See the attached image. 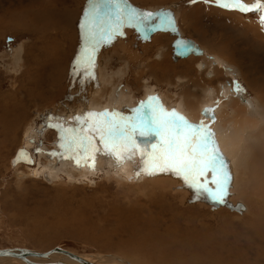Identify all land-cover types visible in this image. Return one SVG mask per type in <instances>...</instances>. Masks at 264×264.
<instances>
[{"label":"rangeland","instance_id":"1","mask_svg":"<svg viewBox=\"0 0 264 264\" xmlns=\"http://www.w3.org/2000/svg\"><path fill=\"white\" fill-rule=\"evenodd\" d=\"M162 2L164 1L127 0V5L130 8L132 6L136 10L138 8H141V10H153L155 14L156 11L159 12L165 9L164 6L166 4ZM38 3V0H20L19 2L18 0H0V34L3 35L2 37L0 35V101L4 99L8 106H10V103L18 101V98L11 100L7 96H9V93H14L16 89L20 90L22 86L21 78L24 77L25 72L28 70L29 51L31 53L32 51L35 52L34 60H36L37 53L41 49H45V60L53 62L52 51L49 50V47L57 45L55 44L57 42L52 39L57 38L58 33L56 31H49L47 34L41 33L44 30V20L41 19L43 14L41 13L40 3ZM62 3V6L59 4L58 10L61 9L63 12L79 11L82 14L86 9L83 4L78 5L75 0H63ZM29 13H31L30 16ZM36 14H41V16L36 18ZM21 16H24V19L16 27V18ZM178 18L175 20L179 32H181L182 36H185L183 38L191 39L201 47L205 45L206 55L208 56L204 59L210 64L209 67L211 68V64L214 62L212 57L215 56L221 59V56H217L213 52V50H217L218 46L216 45L219 44L220 39L218 40L217 36L213 35L212 29H210L211 33L206 31L203 25V28H201L198 24L196 32H193L192 27H187L189 23L187 20L181 21V17ZM211 19L219 20L220 22L217 25L221 23L226 26V23H223L221 18ZM128 28L131 29L130 32L132 34H135L128 40L126 38L127 42L131 43L130 45L151 39L145 40L135 29ZM161 33L169 34L171 38L177 36L176 33L172 32ZM249 35L251 37L255 36L254 32H249ZM44 40L47 42L50 40L51 43L47 44ZM243 42L244 40H241L240 44ZM257 44L256 46L253 43L245 45L243 48L244 50L246 49V52L242 53L241 58H239V55L235 56V61L238 65L240 64L239 67L242 73L236 71L237 76L226 74L224 71L226 69L222 67L224 79L223 76H220L219 79L211 80V86L209 84V87H213L210 89L213 90L214 95H216L215 93L220 83L229 91L235 90L234 88L240 85L250 99L255 97V90L261 91V86H264V39L260 38ZM168 45L163 43L159 49H169ZM110 48V45H104L103 47L106 51ZM13 53L18 55L17 61L11 60ZM195 56L198 58L202 55ZM123 57V61L126 62L128 60L127 54L124 53ZM128 61L126 65H128ZM192 61L189 68L192 75L187 79L188 81H182L184 84L181 83V85L183 86L192 84L193 81L190 82L192 77L196 79L194 76L196 71L194 66H192L196 64V61L194 60V63ZM116 64L120 65L121 62ZM142 65L140 61L136 65H128L130 77L135 73L138 74L137 72L142 67L147 68ZM118 66L115 65L114 68ZM182 67L179 66L178 70H181ZM209 73L206 74L207 78L212 75H209ZM227 73L232 72L227 71ZM71 74H73V64H71ZM158 74L157 78L160 77L163 80V75ZM200 75L198 73V76ZM130 77L128 76V78ZM226 81L230 83L229 86L225 85ZM131 83V87L134 89L133 93L136 96L135 99L141 101L140 98L144 95L140 92L137 81L133 77L131 78ZM250 84L252 89L249 88ZM122 85V88H126L124 83ZM158 86L156 88L154 85L157 97L160 98L162 93L163 95L168 94L174 97V94L177 93L175 94L177 101L181 100L178 94L184 91L182 89L184 88L183 86L181 88L172 87L167 86L166 83H160ZM254 87L256 88L255 90ZM27 90L28 93H32L28 88ZM223 91H225L224 88ZM186 92L192 95V88H188ZM199 95L201 96L202 93ZM36 110L37 108H34L27 115L30 120L34 119L32 128L27 126L24 130H16L11 135L13 142L8 145V148L5 149L3 145H0V249L26 248L44 253L55 247H62L78 256L94 258L100 264H106L110 260L106 257L109 255L132 264H264V229L262 230L263 234L258 236L257 233L259 232L255 230L253 224L256 221L261 222L264 220L262 219L264 218V194L262 192L260 193L262 195L259 204L255 200L257 197L260 198V195L253 194V192L241 197H239L238 193L230 192L229 195L231 197L228 196L227 202L222 205L213 204L204 198H202V202L200 200H192L193 195L191 193L186 197V203L182 205L179 201L180 195L177 196L175 192L167 193L175 196V200L170 199L166 195L167 197L165 196L163 201L156 196V199L154 198L155 201L152 199L154 191L158 192L155 194H160L161 192H159V189H152L154 188L153 184L147 180L144 181L141 178L139 182L135 181V183H132L130 181L124 182L118 178L113 179L112 174L114 177L116 167H113L112 157L108 155H104L105 158L101 160L102 165L98 166L99 170L98 172L96 171V175L88 176V180L81 178L80 171L83 170L75 163H72L71 159L61 160L59 158L58 160L50 156V153L55 150L60 152V149L58 147V130L55 127H50L49 124L62 122L65 127H75L76 122L70 125L67 120L68 114H73L72 108L68 109V114L64 113L60 116H57L54 110L50 112V115L48 112L46 113L47 115L42 114L40 116L36 114ZM85 110L88 112L92 108ZM130 110L131 108H127L124 114L131 115ZM93 111L97 112L95 109ZM213 112L215 113V111ZM202 118L208 121L210 127L214 126L213 120L206 117ZM203 122L205 123L204 120ZM19 149H27L32 154L34 162L31 165L30 163L18 162L16 166H12L15 153L17 150L20 151ZM60 160L72 164L70 168L72 173H74L73 177L79 180L73 181L74 183H67V185L64 184L65 179L68 178L65 173L68 172L67 169L69 167L60 162ZM110 163L112 166H110ZM129 163L130 165L132 164L131 162ZM141 166V164H137L135 168H140ZM45 167L53 170L54 181L49 182L45 180V177H40V169H46ZM239 170V168L236 169V179L249 178L247 172H244L240 177L238 174ZM231 188L230 190H232ZM166 191L171 190L167 189ZM231 198L234 200L232 201ZM109 203H114L113 211L104 216L103 214L109 211L108 207H106ZM134 209L137 210V213L134 212ZM252 211L261 220H255L256 218L254 219L253 215H251ZM260 215H262V218ZM154 217L159 220L156 225L150 221ZM94 223H97V225ZM133 225H135L137 232L130 234L127 232V228ZM118 226L121 227V230L118 229ZM144 227L151 229L149 239L148 235L150 232L139 230V228L142 229ZM140 238L143 239L141 244L138 243L141 241ZM145 238L146 240H144ZM121 244L122 247H119L118 245ZM145 245H150L151 247L148 246L149 249L146 247V252H144ZM157 246L160 247L157 248ZM174 248L181 249V253L171 251Z\"/></svg>","mask_w":264,"mask_h":264},{"label":"bare ground","instance_id":"2","mask_svg":"<svg viewBox=\"0 0 264 264\" xmlns=\"http://www.w3.org/2000/svg\"><path fill=\"white\" fill-rule=\"evenodd\" d=\"M19 1L20 0H18V2ZM75 1L78 2V5L83 4L85 8H87L88 6V0H75ZM163 1L164 2L162 3L166 4L164 6L165 9L159 12L156 11L155 15H160L162 13L168 14L172 18L171 26L167 28L165 27L158 28L156 29V31L151 33L150 37H148V39L151 38L149 41H143V42L139 41L132 45H130L131 43L127 42V40L128 38L134 36L135 34H132L130 32L131 29L126 27L124 29L125 34L121 37H117L110 45L111 48L108 51L103 49L104 46H102L101 49L98 50L96 57V66L93 69L92 76L86 78L83 76L82 73L76 76L71 74V64H74L76 57L79 55L78 52L80 51V48L82 47L83 44L80 35L79 24L83 18L84 13L81 14L79 13V11L63 12L61 11V9L58 10L59 4H61L63 0H38L42 9L41 13L43 14L41 19L44 20V30L41 33L47 34V32L49 31H53V32L56 31L58 33L57 38L52 39L54 40V42H57L55 43L57 45L55 46V44H53L55 47H49V50L52 51L51 54L53 57V62L50 60L48 61L47 59L45 60L44 58L45 49L44 50L41 49V51L37 53L36 60H34L35 52L32 51L31 53V51H29L28 53L29 61L27 62L28 70L25 72L24 77L21 78L22 86L20 85L21 86L20 90L16 89L14 93L12 94L9 93L8 94L9 96H7L9 97L8 99L11 100L18 98V101L15 103L13 102L14 104L10 103V106L7 105L8 103L6 104V102H4L3 98H2L3 100H1L3 102L0 101V145H3L5 149L8 148V145L13 142V140L11 139L12 137L11 135L14 134L16 130H20V131L24 130L27 126L29 128L33 127L34 119L30 120L29 117L27 118V115L34 108H37L35 112H37L36 114L40 116L48 112H49L48 114L50 115V112H53V110L55 111L57 116H60L61 114L64 113L68 114L69 113L68 109L72 108L73 114L70 113L67 116L68 117L67 120L70 125L76 122L77 116L82 117L84 116V114H86L85 109L89 110L92 108L91 111L95 109L97 110V112L105 111V110L119 111L124 114L127 111V108H131V109L135 108L139 105L141 101L146 102L149 97H157L156 89L154 85L157 88L159 87L158 84L166 83L167 86H172V87L176 86L178 88H181L183 86L181 85L182 81H185L189 79V77H191L192 73L191 71H189L190 70L189 68L191 61L193 60L192 63H194L195 60L196 64L192 66H194V70L196 71L194 72L195 74L194 76L196 77V79L192 77V80L189 81L190 82L193 81V83L186 84L183 86L184 88L182 89L184 91L178 94L181 100L179 102L177 101L175 96V94L177 93L175 94L173 93L174 97L171 95L169 96L168 94L163 95L162 93V96L159 95L160 96L159 103H161L168 111L176 110L178 113L183 115L186 119L189 120V122L193 124H199L204 120L205 124L210 125L208 121H206L202 117L210 118L211 120H213L214 126L211 127V129L215 133L216 141L218 143L219 149L223 153V155L230 161V170L233 176V182L230 186V188L232 187L231 188L232 190H230V192H235L236 194L238 193L239 197H241L242 195H246L249 192H253V194H259V195L262 192L264 194V86H261V91H256L255 90L256 88L254 87L256 93H255V97H253L252 99L248 98V96L244 93L243 88L240 85L234 88L235 90H230L231 91L230 93V91L226 90L225 86L221 85L222 83H220L219 88L215 93L216 95H214L213 90L210 89L213 87H209V84L212 79L215 78L219 79L220 76L224 75L222 71L223 68L226 69L224 70L226 74H233V76H237L235 73L236 71L242 73L239 67L240 64L238 65L237 62L235 61V56L239 55V58H241L242 53L246 52L245 51L246 49L244 50L243 48L245 45L247 46L248 44L253 43L256 46L258 45L257 43L260 38L264 39V24H262L260 21L261 13L259 11H250L248 13H241L239 11L226 10L219 7L215 3V0H169V1L163 0ZM244 2L250 6L256 4L264 5V0H244ZM62 4L60 6H62ZM137 10L138 11L140 10L141 12L153 13V10H141V8H138ZM30 15L31 13H29V16ZM40 16L41 14L35 15L36 18H39ZM178 17H181V21H183L184 19L187 20L189 22L187 27L188 28L192 27L193 32H196V26H198L199 24L201 28H203L204 26L206 31L210 32V29H212V31L214 32L213 35L217 36L218 40L220 39L219 44L216 45L218 46L217 50H213V52L217 56H221V59H218L215 56L212 57L214 62L211 64L212 65L211 68L209 67L210 64L206 62L204 59L207 58L208 55H206L207 52L205 45H202L201 42L199 43L202 45V47L198 43L192 40L193 43L196 45V47L201 50V53H191L190 55L181 58H177L175 56V42L177 40H182L185 42L191 40V39L183 38L185 36H182L181 32H179L175 20ZM211 18H215V19L221 18L223 23H226V26H223L221 23L220 25L219 24L217 25V23L220 21L212 20ZM16 19H17V23H16V27H17L19 22L24 19V16L17 17ZM26 30L28 29L26 28ZM161 32H172V33H176L177 36L175 38L173 37L171 38L169 34H164ZM249 32H254L255 36L251 37L249 35ZM2 36L3 35H1V37ZM241 40H244L242 44H240ZM45 42L47 44L51 43L50 40L49 42L47 41ZM163 43L169 44L168 45L169 49H165V48L159 49ZM124 53H126L128 56L129 61L127 59H124L128 61V65H136L138 61H140L147 68L142 67V69L137 72L138 74L135 73L130 77L129 67L128 65H126L127 61L126 62L123 61ZM51 54L49 53V55ZM195 55H202V56L196 58L197 56ZM212 58H208V59H212ZM11 60L17 61L18 55L14 54ZM118 62H121V64L120 65L116 64ZM115 65L117 66L119 65V66L114 68ZM179 66H183L181 70H178ZM227 71H230L232 73H227ZM208 72H210L209 75L212 74L210 75V77L212 78L210 77L207 78L206 74ZM158 73L163 75V80H161L160 77L157 78V76L159 75ZM198 73H200L201 75L198 76ZM128 76L130 78H128ZM132 77L135 79V81H137V86H139L140 92H142V94L144 95L142 98H140L141 101L135 99L136 96L133 93L134 89H132L131 87ZM226 82L227 83H225V85L229 86L230 83L228 81ZM123 83L125 84L126 88H122ZM26 87L32 93H28ZM188 88H192V92H193L192 95L186 92ZM223 88L226 92L223 91ZM249 88L252 89L251 84ZM237 90L240 92L236 93L238 92ZM200 93H202L201 95L202 97L199 95ZM127 100H131L130 106L121 103L122 101H127ZM249 103H251L253 106L251 110H249V108L247 107ZM205 109L208 110V112L209 110H211V112H209L208 115H204L203 111ZM213 111H215V113ZM212 117H214V119ZM152 135H154L155 137L153 138ZM152 135L149 136L150 140L148 141V143L146 144L144 142H139V143L143 147L149 148L152 144L156 143L158 139V137L155 134ZM146 139H148V137H146ZM226 140L230 143L231 145L230 148L226 147L225 145ZM58 151L59 150H55L54 152L59 153ZM21 152H26L30 154V158L33 161L32 154L27 149L26 150L22 149L20 151L17 150L14 156L15 159L13 161L11 160L13 167L16 166L18 162L28 163L26 160L18 161V157ZM104 158H105L104 154L98 153L96 161L94 162L95 163L94 169L87 165L84 167H80V169L83 170L80 171L81 178H85L88 180L89 178L88 176L96 175V173L99 170L98 166L102 165L101 160H103ZM55 159L59 160V157H55ZM112 161L114 162L113 167L114 168L116 167V171H115L116 173H114V177L112 174L113 179L118 178L124 182L130 181L132 183H135V181L139 182L141 178H143L144 181L147 180L148 182L153 184L154 188L152 189L155 190L159 189L160 190L159 192H161L160 194H155L158 192L154 191V195L152 196V199L158 196V198H160L161 201H163V198L165 199V196L167 195L170 199L175 200L176 199L175 196L171 194H167L168 192H175L177 196L180 195L179 201L182 203V205L186 203L187 201L186 197L188 196L189 193L193 195L192 200L195 201L200 200V202H202V197L197 198L195 193H193L191 189H188L183 184L182 180H180L177 177H174L170 173L160 174L158 176L151 178L143 174L137 177L136 171L139 168H135V167L137 166V164L138 165L141 164L139 155H137L133 160L125 162L123 166H118L116 160L113 157H112ZM60 162H63L67 167H69L67 169L68 172L65 173L68 178L65 179L64 184L67 185V183H74L73 181H76L78 178L75 179L73 177L74 173H72V170L70 168L72 164H70L67 161L60 160ZM71 162L75 163L74 160H72ZM129 162H131L132 164L130 165ZM89 163L91 164L93 162L90 161ZM110 166H112L111 163ZM237 168L240 169L238 171L240 177L244 172H247L249 178L236 179ZM40 173H41L40 177H45L46 181L49 182H51L52 180L54 181V173L53 170H51L50 168H46L43 170L40 169ZM37 174H39V172H37ZM167 189H170L171 191H166ZM261 195L260 198L257 197V199L255 200V202L258 204H259V200H261ZM229 196L231 197V195ZM233 200L234 199H232V201ZM113 205L114 203H109L106 205L109 211L105 212V214H103L104 216H107L109 213L113 211ZM134 212L137 213V210H135ZM251 215H253L254 219L256 218L255 220L257 219L258 221L261 220L260 217H258L257 214L254 213V211L251 212ZM260 216L262 218V215ZM150 221L152 222V224L155 225L159 223V220H157L156 217L150 219ZM94 224L97 225V223ZM253 224L255 226V230L259 232L257 233V235L261 236L263 234L262 230L264 229V220H262L261 222L256 221ZM118 229L121 230V227H119ZM127 229H128L127 232L130 234L137 232L135 230V225ZM139 230L143 232H150L148 235V239H149L151 235V229L144 227L142 229L139 228ZM159 235L161 236V234ZM140 239L141 241L138 242L139 244L143 242V239L142 238ZM144 240H146V238ZM118 246L122 247V244ZM148 246L150 247V245L144 246V252H146L147 250L146 247L149 249ZM158 247L160 246H157V248ZM11 249H26V248H11ZM32 251L38 252L36 250H32ZM171 251L175 253H181V249L179 248H174ZM137 253L139 254V252ZM106 257H108L110 260L113 261L112 262L109 260L108 262H106V264H132L131 262H124L120 260L118 257L112 255ZM81 258L93 264H100L97 262L96 259L90 258L88 256H82ZM28 260L30 261L31 264H80L62 254H53L46 258L33 256V257H28ZM0 264H28V263L16 257H0Z\"/></svg>","mask_w":264,"mask_h":264},{"label":"snow or ice","instance_id":"3","mask_svg":"<svg viewBox=\"0 0 264 264\" xmlns=\"http://www.w3.org/2000/svg\"><path fill=\"white\" fill-rule=\"evenodd\" d=\"M215 3L241 13L259 11L264 24L262 4L250 6L244 0H215ZM171 24L168 14L140 12L128 7L127 0H88L79 24L83 44L73 64V75L82 73L86 78L91 77L98 50L123 36L126 27L135 29L147 40L149 33ZM187 54L186 44L175 45L177 58ZM130 111L131 115L119 111H88L76 117L75 127H65L62 122L49 124L59 132L60 149L50 156L72 159L79 167L87 165L94 169L98 153L113 157L118 166L139 155L142 166L136 171L137 177L170 173L182 180L197 198L216 205L226 202L233 182L230 161L220 151L208 124H193L176 110L168 111L159 103V97H149ZM152 134L158 137L157 142L149 148L143 147L139 139ZM21 159L33 162L25 152L19 154L18 161Z\"/></svg>","mask_w":264,"mask_h":264},{"label":"water","instance_id":"4","mask_svg":"<svg viewBox=\"0 0 264 264\" xmlns=\"http://www.w3.org/2000/svg\"><path fill=\"white\" fill-rule=\"evenodd\" d=\"M160 28H162V27H160ZM151 33L148 34V37H150ZM178 43H183V44L187 45V47H188V54L187 55H190L191 53H201V50L196 47V45L193 43L192 40H189L188 42H185V41H182V40H177L175 42V45L178 44ZM186 56H184V57H186ZM203 112H204L203 113L204 115H208L209 114L208 110H206V109ZM152 136H153V138L155 137L154 135H152ZM149 140H150L149 137H148V139L140 138L139 142H144L146 144V143H148ZM28 156L30 157V154H28ZM21 160L22 161L23 160L27 161V159H21ZM53 254L65 255V256L69 257L71 260L76 261V262H78L80 264H81V262H83V264H93V263H91L89 261H86L85 259L79 257L78 255H76V254H74V253L70 252L69 250L64 249L62 247H55L52 250H50L48 252H44V253L35 252V251H32V250H28V249H11V248H7V249H1L0 250V257H16V258L24 260L28 264H31L30 261L28 260V257L35 256V257L46 258V257H49L50 255H53Z\"/></svg>","mask_w":264,"mask_h":264},{"label":"clouds","instance_id":"5","mask_svg":"<svg viewBox=\"0 0 264 264\" xmlns=\"http://www.w3.org/2000/svg\"><path fill=\"white\" fill-rule=\"evenodd\" d=\"M121 103L122 104H127V105L130 106L131 100L122 101ZM247 107L249 108V110H251L253 106H252L251 103H249V105ZM225 145H226V147H229V148L231 147L230 143L227 140L225 141Z\"/></svg>","mask_w":264,"mask_h":264},{"label":"crops","instance_id":"6","mask_svg":"<svg viewBox=\"0 0 264 264\" xmlns=\"http://www.w3.org/2000/svg\"><path fill=\"white\" fill-rule=\"evenodd\" d=\"M176 26H177V24H176Z\"/></svg>","mask_w":264,"mask_h":264}]
</instances>
